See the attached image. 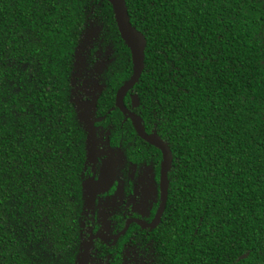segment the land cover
Segmentation results:
<instances>
[{
	"label": "trees",
	"instance_id": "obj_1",
	"mask_svg": "<svg viewBox=\"0 0 264 264\" xmlns=\"http://www.w3.org/2000/svg\"><path fill=\"white\" fill-rule=\"evenodd\" d=\"M125 4L146 40L136 88L174 154L159 263L264 264V0ZM99 34L125 52L108 107L131 69L108 2L0 0V264L73 261L85 132L70 81Z\"/></svg>",
	"mask_w": 264,
	"mask_h": 264
},
{
	"label": "flooded vegetation",
	"instance_id": "obj_2",
	"mask_svg": "<svg viewBox=\"0 0 264 264\" xmlns=\"http://www.w3.org/2000/svg\"><path fill=\"white\" fill-rule=\"evenodd\" d=\"M91 36L78 45L70 81V100L76 116L78 109L85 111L95 132V145L87 159V135L77 117L85 132L80 175L83 201L77 217V241L69 251L71 264H162L156 248L162 227L171 221L166 211L174 168L172 147L163 128L147 117L150 110L143 105L139 93L149 90L136 88L139 80L123 96V108L115 105L117 91L132 73L127 47L130 74L114 91L112 104L105 106L101 95L112 90L110 78L122 65L125 52L118 53L111 37ZM153 103L154 107L160 104L155 99ZM131 115L139 120L145 135L158 137L169 148V168L163 151L138 135Z\"/></svg>",
	"mask_w": 264,
	"mask_h": 264
},
{
	"label": "water",
	"instance_id": "obj_3",
	"mask_svg": "<svg viewBox=\"0 0 264 264\" xmlns=\"http://www.w3.org/2000/svg\"><path fill=\"white\" fill-rule=\"evenodd\" d=\"M111 5V9L113 12V17L115 21V25L120 36V39L123 41L125 46L128 48L130 52L131 65H132V73L127 80V82L120 87V89L116 93L115 105L116 107L123 108L122 100L126 91L129 90L137 81L139 80L141 73L144 68V50L146 47V40L143 34L137 31L130 23L129 15L127 12L125 0H105ZM78 109V108H77ZM77 117L82 122L85 131H86V157L87 159L91 156V149L94 148L95 142V132L93 129V123L90 120L89 116L85 111H79L78 109ZM133 125L135 127L136 132L140 135L144 140L148 141L152 145L160 148L165 156L166 167L169 168L171 162V154L169 148L161 142L158 137L147 136L144 134L141 125L138 123L139 120L134 118L132 115L130 116ZM84 186V184H83ZM84 195L87 198L88 192L84 186ZM246 255H243L241 258H244ZM82 264V262H80Z\"/></svg>",
	"mask_w": 264,
	"mask_h": 264
}]
</instances>
